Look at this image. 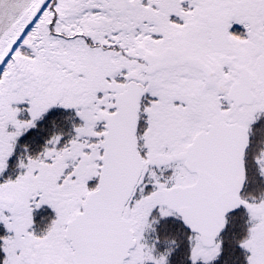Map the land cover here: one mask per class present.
<instances>
[{"label":"snow or ice","instance_id":"1","mask_svg":"<svg viewBox=\"0 0 264 264\" xmlns=\"http://www.w3.org/2000/svg\"><path fill=\"white\" fill-rule=\"evenodd\" d=\"M0 264H264V0H0Z\"/></svg>","mask_w":264,"mask_h":264}]
</instances>
